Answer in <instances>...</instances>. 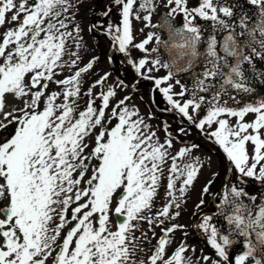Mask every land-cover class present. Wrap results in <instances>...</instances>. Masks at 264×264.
Returning a JSON list of instances; mask_svg holds the SVG:
<instances>
[{"label":"snow or ice","instance_id":"snow-or-ice-1","mask_svg":"<svg viewBox=\"0 0 264 264\" xmlns=\"http://www.w3.org/2000/svg\"><path fill=\"white\" fill-rule=\"evenodd\" d=\"M111 3L113 46L144 54L128 63L154 80L165 111L218 145L226 171L238 174L194 224L212 254L193 259L186 241L172 247L185 228L174 221L204 167L193 156L200 145L173 154L187 128L173 136L164 122L161 141L130 97L115 100L122 80H86L99 58L85 63L81 54L83 0H0V264H264V0ZM134 21L148 29L139 43ZM160 69V78L144 74ZM165 178L166 202L156 208ZM249 179L254 192L241 186Z\"/></svg>","mask_w":264,"mask_h":264},{"label":"flooded vegetation","instance_id":"flooded-vegetation-1","mask_svg":"<svg viewBox=\"0 0 264 264\" xmlns=\"http://www.w3.org/2000/svg\"><path fill=\"white\" fill-rule=\"evenodd\" d=\"M110 6L113 7V11L110 13L108 17L103 15V12L107 10ZM88 38L89 43L92 45L94 49V53L91 55V58L98 57L97 63H104L106 70L102 72L100 70V75L105 73H110L108 79L110 78L114 84H118L119 81H123L125 87L123 89L130 91L132 94L137 96L140 102L144 105L146 110L145 112L141 113V116L146 120H152L156 127H157V135L160 137L161 140L165 138V132L163 131L164 122H167L171 127L169 131L173 133V136L177 135V128L183 126L188 129V135H179V140L174 142V147L178 150L182 146H190L193 143H197L200 145H207L212 153L218 155L225 163L224 158L219 153V146L216 145L212 140L207 139L203 133L199 130L191 127L186 121L181 125L180 120L181 118L178 114L174 112L165 111V109L169 108L170 105L167 104L166 100L163 97V94L159 92L157 88L152 89L153 86H156L154 80L144 79L142 78L135 70V68L128 63L129 59H133L138 62L140 58L143 57V53L136 48L130 49V56H126L123 53L118 51L117 46H113V41L111 35L107 31V24L108 23H118L119 22V9L112 5L111 0H98L97 3L94 4V9L88 15ZM158 17L153 18V23H156ZM134 34H135V41L134 43H139L145 36L148 29H145L144 32H141L140 29L143 28V24L134 21ZM95 25L96 27L93 30H89L90 27ZM103 25L104 27H100ZM152 45H150L151 47ZM89 58V59H91ZM88 59V60H89ZM157 72V73H156ZM153 71L151 73L145 72V76L151 75L155 78H160L166 75L165 69H160L158 71ZM99 75V76H100ZM179 78L182 81L186 80L184 74H180ZM174 83V81H173ZM148 86L150 88L149 92V100L152 105L150 106L149 102L147 101V95L145 92H141V86ZM165 85H161L164 87ZM134 87V90L131 88ZM178 88L177 91H180V86H176ZM156 101L166 103V107L161 108L156 105ZM161 102V103H162ZM153 108V109H152ZM149 117H151L149 119ZM11 130H9L10 132ZM226 164V163H225ZM220 196V195H219ZM217 200V199H216ZM211 204V203H210ZM209 205V204H208ZM207 205V207H208ZM212 205V204H211ZM213 206V205H212ZM204 210V209H203ZM206 211V210H205ZM213 211H206L204 214H212ZM200 214H198L199 216ZM202 245L205 249L212 254L211 249L206 245L205 241L200 240Z\"/></svg>","mask_w":264,"mask_h":264},{"label":"rangeland","instance_id":"rangeland-1","mask_svg":"<svg viewBox=\"0 0 264 264\" xmlns=\"http://www.w3.org/2000/svg\"><path fill=\"white\" fill-rule=\"evenodd\" d=\"M98 0H83V4L80 8L79 14L77 16L76 22L80 24L81 28L83 29L81 35L84 38V48L81 52L82 56L84 57V62L86 63L89 58H91V55L94 53V49L92 45L89 43L88 38V15L90 12L94 9V4L97 3ZM2 31V29H0ZM260 67L264 68V65H259ZM100 70L104 72L106 70V67L104 63H97L95 64L94 70L88 74L85 78L86 80L91 83L95 79H97L100 75ZM156 72V71H155ZM157 73V72H156ZM158 73H160L158 71ZM69 73L65 71L64 75H68ZM62 78V77H59ZM108 86H115L112 82V80L109 78L107 81ZM54 87V86H53ZM141 92H145L147 95V101L149 102L150 106L152 107L150 100H149V92L150 88L148 86H141L140 87ZM178 88L175 86L174 91H177ZM261 91H264V89H261ZM117 97L115 100L122 99L124 97H130V100L127 101L129 107H135L139 110V113L145 112L146 108L142 104V102L139 101L137 96L132 94L130 91L125 89L117 88ZM115 100L113 103H115ZM162 102V101H161ZM156 101V105L158 107L164 108L166 107V103L163 104V102ZM99 103V102H98ZM82 106L84 102H81ZM153 109V108H152ZM251 119V117H249ZM146 120V119H145ZM151 126L154 131H157V127L155 123L152 120H146ZM12 131V126H9L8 131ZM10 131V132H11ZM163 141V140H161ZM200 145V144H199ZM177 150L175 148L172 149V153L175 154ZM193 156L198 157L199 160L204 164V167L201 169L198 179L195 181V186L189 190L188 196H187V203L184 205L181 211V216L177 218L175 223H179L185 226L183 231H177L174 234H172V239L174 241L172 247H175L176 245L180 244L181 241H186L188 245L191 247H194L196 249L195 255L193 256V259H195L196 256H199L202 252L203 254L211 255L205 247L202 245V242L198 239L197 235L193 232L192 223L193 221H197V223L200 222V217L204 215L206 211H213V204H210V199L217 194L218 190L220 189L222 183L224 182V178L226 176V165L224 161L216 154L212 153L211 149L207 145H200L198 149H195L193 151ZM215 175L214 174H217ZM165 177H167V166H165ZM237 177V178H236ZM229 181L227 184H235L238 182V174L233 173L228 179ZM208 181H212V184L210 186V191L207 194H204L203 199L205 200V204L202 206V208L198 211L196 209V204L199 203V200L201 199V190L202 188L208 183ZM167 180L165 178L163 186H161L159 190V197L156 200L155 207L160 208L166 201H165V188H166ZM254 182L249 179L248 183L246 185H241L248 189L250 192H254L253 188ZM256 188H259L260 186L258 184L255 185ZM212 200V199H211ZM259 199L257 200V203H259ZM209 204V205H208ZM208 205V207H207ZM205 207L206 211H205ZM204 209V210H203ZM202 210V211H201ZM198 213L200 214L199 216ZM197 216V217H196ZM168 226V225H165ZM145 230H147L148 225L143 226ZM185 232H187V236H185ZM201 232V231H200ZM157 236H159L160 229H156ZM202 233V232H201ZM149 236L152 235L151 232L148 233ZM139 235V233H137ZM152 244L156 243V240H152ZM151 245H145V248H150ZM171 248H169V251L171 252ZM191 254V252L187 253Z\"/></svg>","mask_w":264,"mask_h":264},{"label":"water","instance_id":"water-1","mask_svg":"<svg viewBox=\"0 0 264 264\" xmlns=\"http://www.w3.org/2000/svg\"><path fill=\"white\" fill-rule=\"evenodd\" d=\"M156 88V86H153L152 87V89H155ZM132 90H134V87L133 88H131ZM219 153L225 158V155H224V153L222 152V150L221 149H219ZM226 160V159H225ZM227 162V161H226ZM229 165H228V163H227V167H228ZM231 174H232V172H227L226 173V176H225V179H224V182L222 183V185H221V187H220V190L217 192V194L212 198V201H214L215 199H216V197L218 196V194L220 193V192H222L223 191V185H225L226 184V182H227V180L229 179V177L231 176ZM197 223V221H193V223H192V227H193V231H194V233L197 235V237L199 238V239H202V240H204V237H203V235L201 234V232L199 231V230H197L195 227H194V224H196ZM205 243H206V241H205ZM206 245H207V243H206ZM208 246V245H207ZM209 247V246H208ZM210 248V247H209ZM211 249V248H210ZM211 251H212V249H211Z\"/></svg>","mask_w":264,"mask_h":264},{"label":"trees","instance_id":"trees-1","mask_svg":"<svg viewBox=\"0 0 264 264\" xmlns=\"http://www.w3.org/2000/svg\"><path fill=\"white\" fill-rule=\"evenodd\" d=\"M237 178V177H236ZM243 187V186H242ZM218 202V201H217ZM206 208L207 207H205V210H206ZM202 211V210H201ZM199 214V213H198ZM205 215V214H204ZM209 215V214H208ZM198 216V215H197ZM196 216V217H197ZM202 219V218H201ZM201 221V220H200ZM214 222H216V221H214ZM220 225H221V228H222V230L224 229V227H225V225L223 224V222H220ZM205 238V237H204Z\"/></svg>","mask_w":264,"mask_h":264}]
</instances>
